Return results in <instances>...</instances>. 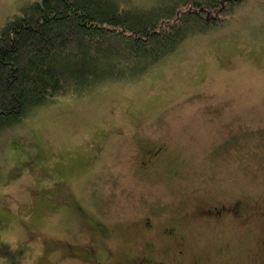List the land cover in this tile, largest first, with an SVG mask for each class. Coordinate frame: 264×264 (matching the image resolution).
Here are the masks:
<instances>
[{
	"label": "rangeland",
	"instance_id": "374dc122",
	"mask_svg": "<svg viewBox=\"0 0 264 264\" xmlns=\"http://www.w3.org/2000/svg\"><path fill=\"white\" fill-rule=\"evenodd\" d=\"M34 1L0 0V30ZM237 200L238 218L203 220ZM172 227L183 264H264V0L141 80L42 107L0 142V264H134Z\"/></svg>",
	"mask_w": 264,
	"mask_h": 264
},
{
	"label": "trees",
	"instance_id": "16d2710c",
	"mask_svg": "<svg viewBox=\"0 0 264 264\" xmlns=\"http://www.w3.org/2000/svg\"><path fill=\"white\" fill-rule=\"evenodd\" d=\"M244 1H34L0 30V142L42 107L141 80Z\"/></svg>",
	"mask_w": 264,
	"mask_h": 264
},
{
	"label": "flooded vegetation",
	"instance_id": "af4514ba",
	"mask_svg": "<svg viewBox=\"0 0 264 264\" xmlns=\"http://www.w3.org/2000/svg\"><path fill=\"white\" fill-rule=\"evenodd\" d=\"M162 149L163 148L159 147L152 152H148L150 159H157L160 154H162ZM246 207V202L237 200L229 206L223 204L221 207L214 206L212 208H208L207 210H203L201 214L203 215V220H207V224H212V222H222V220L226 218L228 219L233 217L236 219L241 215ZM153 232L152 224L147 221L145 224V233L153 234ZM163 234H166L163 237H167L168 243H162L158 239V246H154V243L151 245L154 256H145L143 259H137L134 264H183L185 262L188 258V248L185 247L187 244L185 235H183L177 227H172L171 229L163 232ZM155 251H157V253L154 254ZM194 262L195 264H199V261L197 260Z\"/></svg>",
	"mask_w": 264,
	"mask_h": 264
}]
</instances>
